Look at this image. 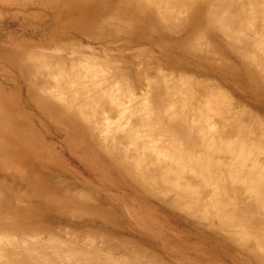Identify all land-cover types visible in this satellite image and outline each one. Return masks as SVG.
Listing matches in <instances>:
<instances>
[{
    "label": "rangeland",
    "instance_id": "rangeland-1",
    "mask_svg": "<svg viewBox=\"0 0 264 264\" xmlns=\"http://www.w3.org/2000/svg\"><path fill=\"white\" fill-rule=\"evenodd\" d=\"M228 1L230 2V0H227V2H225L228 3ZM103 2V0H0V127L2 129L0 130V174L2 175H0V179L3 185L0 186V188L2 187V191L0 189V196L2 197L5 193L11 192V194L17 199L16 202L12 203L4 202L3 198L1 199L3 201L0 204V220L6 222L7 218L13 216L14 219L28 218L33 219L34 222L36 220H39L43 222H49L50 224V227L46 228L50 231L38 230V234L35 235L36 237H29L32 240L29 239L28 243L19 242L13 244L11 243V241H8L7 243L0 242L2 244L1 246H10L9 249H6L7 247H2V249L0 250V254H3L5 256V252L7 253L8 251H10V248L11 251L14 250L12 248H15L16 250L17 248H20L24 252L23 255H25V252L26 254L27 252H30L32 255L30 253H28L27 255H31V257L33 258L39 257V261L42 258L46 260L45 257L51 254V256L47 257L49 259H47L48 261H44L43 259L41 260L42 262H48L49 264H52V262L55 260L52 254H55L57 260H55L54 262L56 263L53 264H58L59 262L61 264H66L67 258L69 256H72V263L75 261L77 264L78 262L81 263V258L79 257V255H77L78 257L75 258L76 260L77 258H80L79 261L77 262L74 259V255L76 256V254H74V252L76 253V249L74 252L72 251V254H70L71 250H69V247H67L68 242L66 243L64 241L69 240L70 238H73L74 240L75 238H79V241H83V243H80V245L82 244L81 246H85V250H87L86 247H89L91 249L94 247L93 245V247L91 245L86 246L87 239H90V241L92 240L91 244H93V241H96L94 242L95 249L99 248L96 245L99 244L100 247H102V255L110 257L114 252L115 254H113V256L118 255L123 258H120L123 260H121L120 262H124L125 258L127 257H132L131 261L132 259L134 262L140 261V264H146L148 261L152 262V264H160L157 259L165 260L164 258L166 257L163 256V250H167L170 253L173 252L181 254L184 259L189 260L190 264H193L195 262H201L203 264H254L252 260H245L246 256L247 258H252L250 254V257H248L249 255H247V247L242 245L240 246L237 241L233 240L232 238L231 240L229 239L230 237L223 235L221 230L218 229L215 224H211L204 218H198L191 215L190 211L184 210L182 207H178L176 204L172 203L169 197H165L166 199L161 198V195L159 194V190L157 188L155 190L154 187H151L150 185L141 186L140 183L134 181L131 176L123 174L122 168L112 161L111 154L115 151L114 149V151L111 152L109 148L107 149L105 147L103 142L100 143L99 141L92 139L89 135L84 134L81 131L72 129L71 124L63 118L65 114H62V116L59 115L55 118H52L51 116L49 117L47 115V111L45 110V108H43V105L45 104V102H47V100L42 96V94H40L38 88V70L42 67L43 62L47 63L45 64V68L49 69L51 73L60 74L73 69H75V71H79L83 66L81 62L78 61V58L84 57L85 59L83 60H93V62L96 63L95 66L85 68L84 72L88 70L91 72L94 71L96 74H102L104 72L103 76H105L107 75L106 71L109 70L110 73H108V79H114L115 75L118 77L121 76L120 80L118 78L116 79L120 81H118V83H121L120 85L122 89L120 90V92L123 94L127 93V90H129V94L131 92H135L138 95H142L141 93L144 90L143 88L147 85V81L149 79H153L154 84L151 83V85L149 83L151 86L147 85L149 86V88L151 87L150 90L152 92L156 93L153 94L151 92V99L152 97L154 99H152L153 102H157V100H160L157 95L158 92L167 87L163 85L166 82H164L165 78H163V75L166 74L170 76V78L169 76L168 78L171 81H174L172 80V77L174 76H177L175 80L178 81V76H180L181 74L184 75L181 76L183 79L188 75V77L186 78V83H184L185 79L183 81L180 80L182 82L181 84L183 85L181 87L185 88V86L188 85V90L190 88H192V90L195 89L197 91V94L195 92L196 96L200 94L199 90H202L201 94L198 96L201 98L202 96H205L206 90L208 91V96L211 97L209 95L210 89L208 90V87L214 83L212 86H216V88L214 87L213 89H217L218 87V89H221L220 92L225 91V93L229 95L230 98H233V101H235L234 103L237 106L239 105V108L241 107V109H244L242 110L244 113L252 112V114H245L246 116L242 117L244 115L243 113L239 114L234 111L235 109L237 110L238 107L235 106V109H231L233 110L232 112L235 113H230L231 110L226 108V110H230L229 113L227 111L226 114L228 113V116L230 114L231 117L225 119L226 116H223V119L227 121L229 120V118H231L236 121L235 115L237 114L238 116L240 115V117H242V120L244 119L243 121L245 123L248 122V124L250 123V121L254 123L255 119L256 123L259 122L260 124H254L256 126L252 124L253 127L250 124L253 129L250 130L251 127H248L250 131L248 133H251L252 131L254 132V134L257 133V135L253 134L254 136L250 134V137H254L257 142L255 143V140L252 138V141H254V143L252 141L249 143H252L251 146L254 144L257 145L258 143L259 146H257L256 148L257 151L259 150L260 152H262L264 149L261 148L262 146L264 147V131L263 129H260V126H262L261 122L264 121V110L259 104L257 105V102H250L244 99L242 97L243 92L239 91L236 86H234V81H232L230 84H227L223 83L216 77L214 78V76H202L188 70H177L175 66H171L172 64H169L165 59H162L160 49L154 47L151 40L153 38L159 39L161 35L164 36L163 38L168 39L169 42L171 41V39H175L177 41H183L184 45L191 44L192 47L194 45H197L196 48H200L198 47L200 46L198 42L203 41L205 43L210 39L208 42H210V44H214L212 39L217 41V39L212 37L211 39L208 35H206V32L193 31V29L191 30L190 28L185 29L189 24L188 21H190L188 12L186 13L185 10L182 9L180 11V9H178V12L176 11L174 14H169L168 16L167 14L165 16L163 15V17L161 18L159 14H121L118 10H115L114 7L111 11H104L103 14H81V4H84L91 10H102L106 6ZM235 2L236 1H234V3ZM129 3L134 8L136 5H142V0H131L129 1ZM246 3H248V7L252 6L250 5L251 2L250 4L249 2ZM111 4L115 6L116 0H113ZM228 4H225L224 7H221L225 9L220 8L221 12L219 11L218 13L227 11V14H229V12H234L235 10L232 12L229 11L231 10V7L232 9L235 7L231 5L233 4V2L230 4L231 7L229 5L230 8L226 7ZM263 4L264 2L262 1L260 2V5H257L262 7ZM182 5L183 4L180 2V0H177L175 4H171L170 7H180ZM223 14L227 16L226 12ZM233 14L230 16L234 17V15H237V18L240 15L242 17L243 15H245ZM86 15H89V17H87ZM261 15L262 14H259V16L257 15V18L255 17L256 15L254 17L251 16V18L253 17L259 20L257 21L258 24L255 27L256 30H258V28H261L262 26L261 22L263 19L261 18H263V15L262 17ZM220 17L221 16H219V18ZM219 18L218 15L217 17H214L212 23L214 25L215 22H218V25L221 24L223 27L226 24L224 29L218 28L216 26L217 23H215V26L219 29L218 31L220 33L222 32L220 35L229 45L230 43H233L232 41H235L233 45L235 44L234 46H237L239 48L246 44L241 43V38L243 39V36H245L241 35L243 34V32L238 31L240 33L239 34L238 32H236V29L235 33H233V28L235 26L233 25V27L232 24L230 25V23L226 21L231 18L229 17V15L227 17H223L222 15V17L220 18L221 20H217ZM222 18H224V21H222ZM227 23L229 24V27H227ZM217 28L215 29L217 30ZM204 30L205 28L203 29V31ZM256 30L254 31L256 32ZM223 32L228 33H225L227 36H225ZM249 33L250 31L248 32V34L244 32V34H246L245 38L243 39L244 42L249 40L248 38H251L253 36L255 37V40L261 42L258 39L259 37H257L259 35L261 37V34H257V32L255 33L257 35H255L254 33H250L251 37H249ZM197 35L200 36L198 37ZM228 37H231L232 40H228ZM233 37L235 40L233 39ZM188 39L192 40L191 43H188ZM203 39H205L206 41H204ZM251 40L252 38L250 39V42L253 45L249 44V41H247V44L251 45V50H253V48H256L254 49L256 51L253 50L254 53L249 49V47L241 48H244L245 52V49H247L246 53H248L249 49V52H252H250L249 54L252 55L255 53V55H257L259 52H261L260 54H262L263 52L262 57L260 54L259 56L257 55V57H259L257 59L256 56L254 57V55L250 57L251 55L249 56L248 54H244L242 49L243 54L247 55L250 59H253H249L250 62L253 61L252 63L256 62L260 58V61L264 60V45H261L262 42L258 43L253 40L255 42L254 43ZM208 42L206 43L207 46L206 44H202V46L205 45V47H208ZM230 46L233 47L232 44ZM153 48L156 51L155 55L153 53ZM202 48L204 49V47ZM210 48H212V46ZM221 49L226 52L229 51V48L222 44ZM204 50L210 51L209 48H205ZM214 51L213 55L215 57L211 52H209L212 55L211 57L209 56V58L215 59L219 56L216 55L219 50L215 51L216 53H214ZM218 53L220 54L221 52ZM60 56H62L64 60L61 64H59L60 66L58 67L54 65V63H56L60 59ZM142 57H145V59H141ZM96 60L99 61L96 62ZM232 60L229 61L231 62ZM50 61L52 63H50ZM233 61L231 62V64L234 65ZM262 62L264 64V61ZM223 63L225 64V61ZM257 63L259 62H256L254 64ZM220 64H222V62H220ZM259 64H261V62ZM235 65H238L236 61ZM117 66H120L119 69L121 70H118ZM53 69H55L56 71L53 72ZM113 71H118V74H115ZM191 75L194 76V78L198 76V78H195L196 81L193 80V77ZM190 76L192 77V79L190 80L193 81V85L194 81L196 82L194 85L196 88H194V86H190L192 85V83H190V81L188 80ZM199 77L201 79H207L206 83L208 82V80H210V82H208L210 85L208 83V85H205L208 87L207 89H205L204 95H202L204 89L203 87L201 89V85L203 83H206L205 81L202 83V80ZM197 79H200L201 81L199 80L198 82ZM180 81L177 85H174V83H171L170 81H167V84L168 86L173 84V86H176L175 88H178L177 90L179 91V85H181ZM240 84L244 88L247 86V84L244 82H241ZM154 85L156 86L155 88ZM130 86L134 87L135 91H131V89L129 88ZM198 86H200V88ZM205 86L204 88H206ZM212 86L209 87L211 88V90ZM183 88L180 90H183ZM192 90L191 92H184H186L188 95L189 93H191V96L192 94L193 96H195L193 93L195 90ZM217 91H210V94H217ZM222 93V97H219L221 103L223 101L222 99H224L223 95H225V93ZM216 94L214 96H219V94ZM262 94H264V91L262 92ZM155 95H157V97ZM154 96L157 99H155ZM198 97H196L197 101L201 99ZM209 100L212 99L208 98V101ZM233 101L231 102L232 104ZM202 102L204 104L206 100L201 99L200 103L202 104ZM223 102H226V100H224ZM212 103L214 104V101ZM209 104L210 103L208 102V107L204 106L205 110H207L208 114L210 115L208 119H210V121L213 119L212 122H216V119L220 118V115L221 117L222 115H224L223 113L225 109L222 110V112L220 110L221 107L219 109L212 108L213 105L210 106ZM230 104H225L224 106L227 107ZM220 106H222V104ZM191 109L194 110L195 107L193 109L192 106ZM260 109L262 111H260ZM252 115H259L258 117L261 118V120L254 118V116V119H252ZM221 119L219 120L221 121ZM231 119L229 122L231 124L230 126L235 123H233ZM219 120L218 123H220ZM223 122H221V124ZM236 123H238V121H236ZM223 124L229 127V124H227V122L226 124ZM239 125V123L237 124V126L236 124L233 125V127L235 128V132H237V130L238 132L240 130H242L243 132V128H241L242 124L240 126V130L237 129L239 128ZM215 126L217 125L215 124L213 126V130H215ZM228 127H226L227 131L224 130L226 131L225 133L230 131V128ZM220 128L226 129L224 126H220ZM10 129L12 132L9 136ZM238 132L237 135H235L234 130L232 131V134L234 135L233 140H231V132L230 136L227 134L228 137L223 133V131L220 132L219 135L217 132H215V134L217 133L215 136H220V134L223 133L221 137L224 135L223 137H225V140L227 137V140L228 138H230L231 142H233L237 140V137L239 138L240 133L238 134ZM245 132L247 133V131ZM245 132H243L242 135L244 137H247L248 133L246 134ZM258 132L262 133V135H259ZM255 136H258L257 139ZM242 138L240 139L243 140ZM259 138H261V141ZM7 139H10L12 143H10ZM248 139L246 138V141L245 139L244 141H250ZM230 140H228L229 143ZM254 147L255 146H252L253 149ZM130 160H133V158H130ZM3 176L8 177H6L7 179H4ZM9 182L14 183L15 185H13L12 187H7ZM44 184L46 185L44 186ZM57 184L61 189L57 186ZM240 184L241 183L239 182V185ZM6 188H9V191ZM244 190L245 188L242 190L243 193L246 192H244ZM242 192L241 194H243ZM42 196L45 198H43ZM40 199L43 200V203L40 202ZM31 200L36 202H32ZM22 208L25 211H23ZM28 208L31 212L28 210ZM261 209L259 210L264 212V210ZM33 211L36 212L37 216H41V219H39V217L35 218L36 216L34 217V215L36 214H34ZM256 214H258V212ZM262 214L264 215V213ZM15 222L18 223V225L22 224V222L18 220H16ZM111 222H114V224ZM105 224H108L109 226ZM216 224H218L217 221ZM4 229L5 228H3V230ZM46 231L48 233L52 232V234H54H51L53 238L58 235L60 238H62V240L58 239L57 241L56 239L57 242H53V240L55 239L52 240L50 234H44L46 233ZM42 235H44V237ZM49 236L51 237L53 243L51 242V240H49ZM89 236L93 237L95 240L93 238H90ZM238 236L240 237L239 242H241L242 240L244 241V238H242L240 234H238ZM249 236V241L250 239L252 241V238L255 239V236ZM96 238H98V241L96 240ZM35 239L39 240V243L42 241V244L48 240L47 243H45L46 245L44 244V247L47 246L50 249L47 248V250H45V248L43 247V249L41 246L35 248L37 247L36 244H39ZM245 239L248 240V238ZM72 240H69V243H71V246L73 247L74 245L72 244L75 242H71ZM79 241H76L75 244L77 250L80 247L79 244L77 245V242ZM58 242L66 244V248L68 249V251L64 250L66 254L61 249L62 246L60 247ZM31 243L35 245H32ZM49 243H51L52 245H48ZM134 243L138 244L139 246L134 245ZM24 244L26 246V249L29 247L28 249L32 250H24ZM56 244H58L60 249H57L58 246ZM54 245L57 248L53 247ZM126 246H132L133 248L128 247V249L133 251L134 253L130 252L131 255L129 253L126 254L124 252V248ZM51 247L57 250H54ZM82 248L83 247H81L80 249ZM239 248H241V250H239ZM3 249L5 250V252L2 251ZM93 249L91 251H93ZM135 249L138 251L136 252ZM262 249L264 250V247ZM52 250L58 252L55 253ZM97 250L99 252V249ZM20 251L21 250H19V252ZM44 251H47V253H49L48 255L46 254L45 257L42 255L45 254ZM61 251H63V253ZM107 251L110 252H108V255L104 253ZM145 251L147 255L146 257L143 256L145 255ZM258 251L257 253H260V251ZM34 252H38V255ZM41 252L42 254L39 255V253ZM61 253L67 258L63 257ZM93 253L95 254V252ZM57 254L61 259L57 258ZM150 254L155 256V258L152 257L153 260L152 258H150ZM88 256H90V254ZM118 256H116V259L118 258ZM19 257H22V252H20ZM90 257L93 259L98 258L97 255L93 256V254ZM99 257L101 258V256ZM114 257H111L112 260L111 258H104V260H101L105 261V259H107L108 261H105L106 263L115 264ZM4 258L6 259V256ZM0 259L1 262L5 260H2V255L0 256ZM52 259L54 260L52 261ZM71 259L69 257L68 262H71ZM109 259L111 260L110 262ZM120 259L118 258V261ZM58 260L60 261L58 262ZM101 260L99 261L102 262ZM173 260L176 262L178 261L176 259H172L171 257L166 258L167 264H171ZM129 261L130 259L128 260V262Z\"/></svg>",
    "mask_w": 264,
    "mask_h": 264
},
{
    "label": "bare ground",
    "instance_id": "bare-ground-1",
    "mask_svg": "<svg viewBox=\"0 0 264 264\" xmlns=\"http://www.w3.org/2000/svg\"><path fill=\"white\" fill-rule=\"evenodd\" d=\"M103 1H104L103 3L106 6L102 10H91L87 8L84 4H81V7H82L81 14H103L104 11L106 10L111 11L112 8L114 7H115V10H118L121 14H159L161 18L163 17V15L165 16L167 14L168 16L169 14H174L176 11L178 12V9H180V11L183 9L185 10L186 13L188 12L190 21H188L189 24L185 29L190 28L191 30L193 29V31L206 32V35H208L210 38L212 37V38L217 39V41L211 38L214 44L213 43L210 44V42H208L210 39L207 41L203 39L206 42L205 43L203 41L198 42L200 44V46L198 47L200 48H196L197 45H194L195 47L194 46L192 47L191 44L184 45L183 41L181 42L175 39L174 40L171 39V41L169 42L168 39L163 38L164 36L161 35L159 39L158 38L157 39L153 38L152 40L150 39L153 42L154 47L160 49L161 58L165 59L169 64H172L171 66H175L177 70L178 69L184 70V71L188 70V71L195 72L196 74H199L202 76H214V78L216 77L217 79L221 80L223 83H227V84H230L232 81H234L235 82V84L233 83L234 86H236V88L239 91L243 92L242 97L244 99L250 102L251 101L257 102V105L259 104L264 110V94H262V92L264 91L263 90L264 88V64L262 61L264 60L260 61L261 59L260 58L256 62H259V63L261 62V64L259 63L254 64L256 62L254 63H252L253 61L250 62V60H253V59H250L247 55H244V54H248L249 56L251 55L250 57L254 55V57L256 56V59H257L259 58L257 57V55L259 56V54L261 53L259 52L257 55H255L256 53L253 55L249 54L251 51L253 52V50L256 49V48H253V50L250 49L251 45L249 44H252L250 42V39L252 38L251 40L252 42H254L253 40H255V37L254 36L251 37L250 33L255 34L257 32V34H261V37L260 35L257 37H259L258 39L262 43L258 42L257 40L255 41L258 43H261V45H264L263 43L264 42L263 41L264 40L263 38V34H264V6L263 5L264 4L262 5V7L257 5V4L260 5V2L262 1L264 2V0L262 1L261 0H234L237 3L236 2L234 3V1L230 0V2L231 3L233 2V4H231L229 1H228L229 4L226 3L227 0H180V2L183 4L180 7H176V6L170 7L171 4H175L177 0H142V5L140 6L136 5L134 8L129 3V1L131 0H116L115 6L111 4L113 0H103ZM246 2H249V4L251 2L250 5L252 6L248 7L247 6L248 3ZM225 4H228L226 7H229L230 4L233 5V7L235 6L233 9L231 5H230L231 8L229 7L231 9L229 11L232 12L235 10L234 11L235 13L229 12V14H227V11L223 12V13L226 12L227 16L229 15V17H231L228 20H226L227 18L225 20L228 21L230 25L232 24V26L234 25L235 27L239 28L238 30V28H235L233 26L234 27V28L232 27L233 33H235V30L237 29L236 32L238 31L243 32V34L241 35L246 36V34H248V32L250 31L249 37L251 38H248L249 40H247L250 42L249 44H247L248 43L247 41L245 42L243 41L245 36H243L244 37L243 39L241 38L242 42L239 41L242 44L246 43L244 45H247V46L243 45L241 47H244V48L249 47L251 51L249 52V49H248V53H246L247 49H245L246 50L245 52L244 48H241V47L239 48L237 46L235 47L234 46L235 44L233 45L235 41H232L233 43H230V45L232 44L233 46L231 47L223 39V37L220 35L222 32L220 33L218 31L219 30L218 28L224 29L226 24L223 27L221 24L218 25L219 24L218 22H215L217 23V25L215 23L213 25L212 23L214 17H217V15H218V18L219 16L222 17V15L223 17H227L223 13H218L219 11L221 12V9H225V8H221V7H224ZM233 13L238 14V15L240 14H245V15H243V17L240 15L237 18V15H234ZM232 14L236 18L230 16ZM247 14H248V19H247ZM249 14H252V15H249ZM259 14L263 15V18H261L262 15L260 17L261 19H263L261 22L262 26L260 25L261 28H258V30H256L255 27L258 24L257 21H259L256 18L259 16ZM86 16L89 17V15H86ZM251 16L253 17L255 16L256 18H253V17L251 18ZM220 18L217 20H221ZM222 21H224V18H222ZM227 25H228L227 27H229L228 23ZM213 26L217 28V30ZM204 28L205 30L203 31ZM254 30H256V32ZM226 32H223L225 36H227L226 34H228ZM244 32L246 34H244ZM197 36L199 37L200 35H197ZM227 39L232 40L231 37H228ZM191 41L192 40L188 39V43H191ZM207 42L209 43L208 47H205V45L202 46V44H206ZM220 43L224 46H227L229 48V51L226 52L222 50ZM201 46L204 47V49L209 48L210 51L204 50ZM209 46L210 47L212 46V48H210ZM213 49L214 50L216 49L215 51L219 50L218 52H221L220 54L217 52L216 55L217 56L219 55L218 57H216L217 59L209 58V56L211 57L213 55V51H214ZM242 49H243L244 54L242 52ZM215 51L214 53H216ZM155 52L156 51L153 48L154 55H155ZM209 52H211L212 55ZM262 54H260L261 57H262ZM83 59L85 58L84 57L78 58V61H80L83 66L80 69L81 71L80 70L75 71V69H73L74 71L69 70V71H65L60 74L51 73L49 69L45 68L46 66L45 64L47 63L43 62L42 67L38 70L39 76L38 75L37 76L39 77V87H38L39 92L47 100V102H45V104L43 105V108H45V110L47 111L46 112L47 115L49 117L51 116L52 118H55V117H58L59 115L62 116V114H65L63 118L71 124L72 129L81 131L84 134L89 135L92 139L99 141L100 143L103 142L105 147L107 149L109 148L111 152L115 150L114 152H112L111 158L113 162H115L117 165H119L122 168L123 174H127L131 176L134 179V181L140 183L141 186L150 185L151 187H154L155 190L157 188L159 190V194L161 195V198L169 197L172 203L176 204L178 207H182L184 210L190 211L191 215L198 217V218H204L207 221H209L211 224H215L216 227L221 230L223 235L230 237L229 239L232 238L233 240L237 241L240 246L242 245V246L247 247V251H248L247 255L250 254L252 258L250 257V255L248 257H250L251 259L247 258V256L245 255L246 256L245 260L247 259L252 260L254 264H264V250L262 249L264 247V215L262 213L264 212L259 210L261 208H262L261 210H264V152H263L264 147L263 146L261 147L263 149L262 151L263 153L260 152L259 150L257 151L256 148L257 146H259L258 143L257 145L255 144L252 145V146H255L253 149L251 146L252 143H249V142H251L252 138L254 139V137H250V136L251 135L254 136L255 134L257 135V133L254 134L253 131L251 133H248L250 132L248 127H251L252 124L253 125L257 123L260 124L259 122L256 123L254 119V118H257L261 120V118L258 117L259 115H252V119H254V123L250 121V123L248 124L246 120L245 121L247 123H245L243 121L244 119L242 120V117L246 116L247 114H252V112L244 113L242 111L244 109H241V107L239 108L238 107L239 105L237 106L234 103L235 101H233V98H230V96L227 95L225 91H222L223 93L220 92L221 89L220 88L218 89V87L217 89H213L214 87L216 88V86L214 87L212 86L214 83L211 85L212 86V90H211V88H209L211 86L209 87L205 86L209 84L208 82H210V80H208L207 82L208 84H207L206 83L207 79H201L200 77L199 78L202 81L200 79H197V81L199 82L200 80L202 83L205 81L206 83V84L203 83L204 85L203 84L201 85V89L202 87L204 89L202 92V95H204V91L208 87V90L210 89L209 95L211 97L208 96L207 90L205 91V96L206 97L208 96L207 98L205 96H204L205 98L203 96L202 98L198 97L201 94L202 90H199L200 94L196 96L197 91L193 89L195 90L193 92L195 96H193L192 94L193 98L195 97L193 99L192 96L190 95L191 93H189L188 95L186 92H184V91H189L190 89L192 90V88L188 90L187 89L188 85L185 86V88L181 87L183 86L181 84L182 83L181 81L185 79L184 83H186V78L188 77L187 74H186L187 77L184 79L181 77L183 74L181 75L179 74L180 76L178 77L179 78L181 77L182 79L178 78L177 79L178 81L175 80L177 76L172 77L173 78L172 80L174 81H171L169 80L170 78L169 75L167 74L163 75V78H165L164 82L166 81L165 82L166 85L165 83L163 85L167 87L163 88L162 90L158 92L157 95H158V98H160V100H157V102L155 101L156 103L153 102L154 100L153 97H152L153 100L151 99L152 93L153 94H156V93L150 90L151 87L149 88V86L154 84L153 79H149L150 81L149 80L147 81V85L149 86L146 85L143 88L144 90L141 93L142 95H138L135 92H131L129 94V90H127L128 91L127 93H125L124 91L125 94H123L120 92V90L122 89L120 85L121 83H118L121 76L118 77L115 75L114 79L113 78L108 79V75H109L108 73H110L109 70L106 71L107 75L105 76H103L104 72L102 74L100 73L96 74L94 71L91 72L89 70L84 72L85 68L95 66L96 63L93 62V60H88V59L83 60ZM141 59H145V57H142ZM232 59L235 60L238 65H235V61H233ZM63 60L64 59L62 58V56H60V59L56 63H54V65L59 67L60 66L59 64H61ZM223 60L225 61V64L223 63L224 62ZM229 60H232L234 65L231 64L232 61L230 62ZM98 61L99 60H96V62ZM220 62H222V64H220ZM50 63L52 62L50 61ZM117 67H118V70H121L119 69L120 66H117ZM55 71L56 70L53 69V72ZM113 72L115 74H118V71H113ZM191 76L188 79L190 83L193 82L190 80L192 79V77H193V80L195 81H196L195 78L196 77L198 78V76L196 75H195L196 76L195 78L194 76L192 77ZM116 78H118L119 80H117ZM155 80H158V79H155ZM167 81L174 83V85L179 84L178 82L180 81L181 85H179L180 87L179 91L177 90L178 88H175L176 86L175 87L173 86V84L168 86ZM195 81H194V85L196 83ZM241 82L246 83L247 86L245 88L242 87L240 84ZM149 83L150 84L152 83V84L150 85ZM194 85L192 83V85L190 86H194ZM204 86L206 88H204ZM155 87L156 86L154 85V88ZM198 87L200 88V86ZM129 88L131 89V91L132 90L135 91L134 87L130 86ZM182 88L183 90H180ZM194 88L196 87L194 86ZM191 90L189 92H191ZM215 90L216 91L219 90L217 91L218 92L217 94H219V96L216 93L215 94L217 96H214L215 94L213 95L212 93H211L212 95L210 94V91L216 92ZM221 93L222 94L225 93V95H223L224 99L222 98L221 99L223 101L226 100V102H223V101L222 103L220 102L219 97H222ZM157 95L155 96L157 97ZM155 96L154 98L157 99ZM196 97L201 98L202 100L205 99L207 103L208 102L210 103L209 104L210 106L213 105L212 108L219 109L221 107L220 108L221 111L225 109L223 113L224 115H222V117L220 115V118L216 119L217 123L215 121L212 122L213 119L211 121L210 119H208L210 115L208 114L207 110H205L204 108V106L208 107L207 103L205 102L203 104L202 102L201 104L200 103L201 99L197 101ZM215 97H218V98H215ZM208 98L212 100L208 101ZM213 101H214V104L212 103ZM232 101H233V104L235 105L231 103ZM220 103L222 104V106H220L221 105ZM223 103L225 104L231 103L232 105L230 104L226 107L224 106L225 104ZM192 106H193V109L195 107L194 110L191 109ZM235 106L238 107L239 109L237 108L236 110ZM226 108L230 110L234 108L235 112L239 114L241 113L244 114L242 117H240V115L238 116V114L235 115L236 116L235 120L238 121V123L240 124L238 126L239 128L237 129L240 130V126L242 124V126L245 127V131H247L249 136L244 131V127L241 126V128H243V132L247 134V137H244L242 135L243 133L242 130L238 132V130L236 129L238 134L240 133V136L239 138L237 136L235 137H237V140H239L243 136L242 138L243 140L240 139L239 141L236 140V141L231 142L234 136L232 134L233 130H234L235 135H237V132H235V128L233 127V125L236 124L237 126L238 123H236V121H234V119H231V118H229V120L227 121L223 119V116L224 117L226 116L225 119H228V117H231L230 114L228 116V113L230 110L228 109L226 110ZM227 111L228 113L226 114ZM232 111L233 110H231L230 113H235ZM260 111L262 110L260 109ZM231 115H234V114H231ZM221 118L223 119L224 122L222 121ZM240 118H241V121H240ZM219 119H221V121ZM230 119L233 123L235 122L234 124L231 122L233 124L232 126H230L231 124L229 123ZM218 120L220 123H218ZM210 122L213 123L214 125L215 124L217 125L215 126V130H213L214 125L211 124ZM221 122L225 124L227 122V124H229V127L225 126L223 123L221 124ZM263 123L264 121L261 122L262 126L260 125L259 126L261 127L260 129H263L264 131ZM220 126L221 127L224 126L225 128L228 127L230 128L229 129L230 131L225 133L227 131V128L226 129L220 128ZM252 127L250 128V130L253 129ZM219 128L226 135L228 134L230 136V132H231L232 139L230 140V138H228V140H230V143L227 140L228 135L226 137V140H225V137H223L224 135L222 136L223 138L221 137L223 133H221L220 136H218L219 133L222 132L219 130ZM0 130H2L1 127H0ZM11 132L12 131L10 129L9 136L11 135L10 134ZM215 132L218 133L217 136H215L217 134V133L215 134ZM260 134L262 135V133H259V135ZM258 136H255L256 139ZM246 138L250 141L245 142ZM259 139L261 141V138ZM2 140H5V139H2ZM8 141L12 143L10 139ZM223 142H226V143H223ZM252 142L254 143V141ZM256 142L257 141L255 140V143ZM130 158H133V160H130ZM6 177L8 176H5L4 179H7ZM0 182H1V179H0ZM239 182L241 183L240 185H239ZM13 185L15 184L9 182L7 187L9 186L12 187ZM45 185L46 184H44V186ZM0 186H3L2 182ZM58 187L60 188V186ZM244 188H245L244 192L246 191L245 193L242 192ZM6 189L9 191V188H6ZM241 192L243 194H241ZM2 198L4 202H8V203L17 201V199L11 194V192L5 193L2 197L0 196V204L3 201L1 200ZM31 201L36 202L33 200ZM40 202L43 203V200L40 199ZM23 211L25 210L23 209ZM257 212L258 214H256ZM34 214H36V212H34ZM34 217L35 218L39 217V219H41V216H37V214L34 215ZM6 220H7L6 221L7 223L0 220V242L7 243L8 241H11V243L13 244H16L19 242L28 243V240L31 239L29 237H33V236L36 237L35 235L38 234L37 232L38 230L45 231L47 230L46 228L50 227L49 222H43L39 220H36L34 222L33 219H28V218L14 219L13 216H11L7 218ZM16 220L21 221L22 224L18 225V223L15 222ZM216 221L218 224H216ZM111 223L114 224V222H111ZM105 225H108V224H105ZM3 228L5 229L3 230ZM47 231H50V230H47ZM47 231L44 234H48V235L52 234V232L48 233ZM238 234H240V236L244 238V241L242 240L243 242L242 241L239 242L240 237L238 236ZM52 235H51L52 240L55 239L53 240V242H55L56 239L57 241L58 239L62 240V238H60L58 235L55 236V238H53ZM110 235H114V234H110ZM249 235L255 236V239L251 237L253 240L251 241L250 239L249 241V238H250ZM42 236L44 237V235ZM51 237L50 236L48 237L49 240H51ZM90 238H93V237H90ZM245 238H248V240H246ZM72 239L73 238H70L69 240H72ZM78 239L75 238V240L73 239L74 241L73 240L71 241V242H75L72 244L74 245L73 247L71 246V243H69V240L64 241L66 243L68 242L67 247H69V250H71V252L69 251L70 254H72V251L74 252L76 249V253L74 252L76 256L73 254L74 259L76 260L75 257H78L77 255H79V257L81 258L80 260L81 263L78 262L80 258H77L76 260L78 262L77 264H102V263H106L105 261H108L107 259H105V261H102L104 260V258H111L114 256H115L114 257L115 264H134V263L140 264V261L134 262L133 259L131 261L132 257L128 258L127 256H125L127 258L124 257L125 258L124 262H120L123 258L118 255L113 256V254H115L114 252L113 254L111 253L112 255L109 254L111 255L110 257L104 256L101 253L102 247H100L99 244L95 243L99 247L95 249L94 242L96 241H93L92 242L93 244H91L92 240L90 241V239H87V238H86L87 242L89 243L86 242V246L93 245L94 247L93 246L92 247L94 249L92 248L93 251H91L92 250L91 248L86 247L87 250H85L84 249L85 246H81L82 244L80 245V243H83V241L82 240L79 241ZM97 239L98 238H96V240ZM36 241L37 243H39L38 242L39 240H36ZM47 241H45L43 244L41 241L39 244H36L37 247L35 246L34 247L38 248L39 246H41L43 248L44 244L47 243ZM76 241H79L77 242V245L79 244L80 246L78 250H77V247L75 246ZM99 241H102V240H99ZM1 245L2 244L0 243V246ZM32 245H35V244H32ZM48 245H52V244L49 243ZM56 245L58 246V244ZM59 245L60 247L62 246L61 249L63 251L64 250L68 251V249L66 248V244H63L60 242ZM134 245L139 246L138 244H135V243ZM2 247H7L6 249H9L10 246L8 247V245L7 246L3 245L0 247V250L2 249ZM53 247H56V246L54 245ZM81 247L83 248L80 249ZM126 247L124 248V252L126 254L129 253L131 255V253H134L133 251L128 249L129 246L127 248ZM144 247H145V244H144ZM23 248L24 250L26 249L25 244L23 245ZM28 248L26 250H29ZM44 248L45 250H47V248L49 247L46 246ZM12 249L14 250L11 251V248H10V251H8L7 253L5 252L4 249L2 250L5 252L6 259L4 258L5 256L3 254H0V256L2 255V260L5 259L2 262L0 261V264H46L48 262H42L41 260L43 259L44 261H46L48 259L47 257L51 256V254L48 255L49 253H47V251L46 252L44 251L45 254H42L43 251L41 250L42 252L39 253V255L42 254L45 257L47 254L48 256L45 257L46 260L44 258L41 259L40 257L41 260L39 261L38 260L39 257L38 258L31 257L32 254L30 252H27V254L28 253L31 254L30 256H28L26 252H25V255H23L24 252L20 248H17V250L15 248H12ZM18 249L21 250L20 252H22L21 258L19 257L20 252ZM52 249L57 250L60 248L58 246L57 249L55 248H52ZM97 249H99V252ZM79 250L82 252H80ZM239 250H241V248H239ZM258 250L260 251V253H257ZM63 251L61 252L63 253ZM86 251L90 254V256L93 254V256L97 255L98 258L97 259L91 258L90 256H88L89 254ZM137 251L138 250H136V252ZM38 252L36 253L34 252V253L37 254ZM53 252L57 253L58 251H53ZM93 252H95V254ZM108 252L109 251L104 252V253L108 255ZM144 253L145 255L143 256L146 257L147 256L146 251ZM163 253H164L163 256H165L166 258L171 257L172 259L178 260L177 262L173 260L172 261L173 263L171 262V264H190L189 260L184 259V257L181 254L173 253V252L170 253L167 250L165 251L163 250ZM58 254H57V258H59ZM52 256L56 260L55 254H52ZM99 256H101V258ZM116 256H118L119 259L120 258L122 259L118 261V258L116 259ZM63 257L67 258L65 255H63ZM69 257L70 259L72 258V256H69ZM152 257L155 258L154 255L150 254V258ZM68 258H67L66 264L67 263L74 264L75 261L72 263L73 259H71V262L69 261L70 262L69 263ZM166 258H164L165 260L157 259V261H159L160 264H167ZM54 259H52V261ZM127 259L128 260L130 259V261L128 262ZM99 260H101L102 262H100ZM111 260L109 259V262ZM54 261L52 262V264L56 263ZM59 261L60 260H58V262ZM106 264H111V263H106ZM146 264H152V262L148 261ZM193 264H203V263L195 262Z\"/></svg>",
    "mask_w": 264,
    "mask_h": 264
}]
</instances>
